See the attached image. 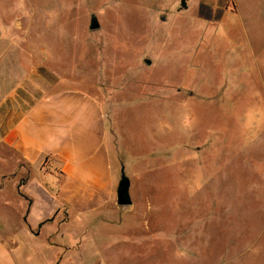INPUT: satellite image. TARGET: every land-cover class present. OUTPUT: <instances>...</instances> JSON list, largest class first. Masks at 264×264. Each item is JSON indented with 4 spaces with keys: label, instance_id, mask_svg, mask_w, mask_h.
Segmentation results:
<instances>
[{
    "label": "rangeland",
    "instance_id": "374dc122",
    "mask_svg": "<svg viewBox=\"0 0 264 264\" xmlns=\"http://www.w3.org/2000/svg\"><path fill=\"white\" fill-rule=\"evenodd\" d=\"M4 72L91 96L131 180L29 264H264V0H0Z\"/></svg>",
    "mask_w": 264,
    "mask_h": 264
},
{
    "label": "crops",
    "instance_id": "0c3cea01",
    "mask_svg": "<svg viewBox=\"0 0 264 264\" xmlns=\"http://www.w3.org/2000/svg\"><path fill=\"white\" fill-rule=\"evenodd\" d=\"M8 77L0 74V264H20L18 254L29 264L27 242L43 235L54 248L56 225L113 206L117 179L107 116L91 96Z\"/></svg>",
    "mask_w": 264,
    "mask_h": 264
},
{
    "label": "water",
    "instance_id": "95a60500",
    "mask_svg": "<svg viewBox=\"0 0 264 264\" xmlns=\"http://www.w3.org/2000/svg\"><path fill=\"white\" fill-rule=\"evenodd\" d=\"M100 28V22L96 15H92L90 29L95 30ZM148 64H151V60L146 59ZM131 180L126 175L125 169L122 168L121 179L118 183L116 194H117V203L121 206H129L133 203L131 194H130Z\"/></svg>",
    "mask_w": 264,
    "mask_h": 264
},
{
    "label": "trees",
    "instance_id": "16d2710c",
    "mask_svg": "<svg viewBox=\"0 0 264 264\" xmlns=\"http://www.w3.org/2000/svg\"><path fill=\"white\" fill-rule=\"evenodd\" d=\"M187 1L188 0H181V7L185 8L187 6Z\"/></svg>",
    "mask_w": 264,
    "mask_h": 264
},
{
    "label": "flooded vegetation",
    "instance_id": "af4514ba",
    "mask_svg": "<svg viewBox=\"0 0 264 264\" xmlns=\"http://www.w3.org/2000/svg\"><path fill=\"white\" fill-rule=\"evenodd\" d=\"M119 205V204H118ZM121 206V205H120Z\"/></svg>",
    "mask_w": 264,
    "mask_h": 264
}]
</instances>
